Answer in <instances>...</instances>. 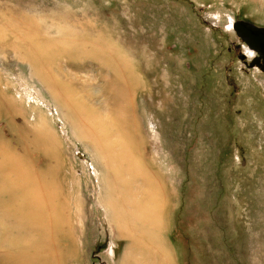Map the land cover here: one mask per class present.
I'll use <instances>...</instances> for the list:
<instances>
[{
  "label": "rangeland",
  "instance_id": "374dc122",
  "mask_svg": "<svg viewBox=\"0 0 264 264\" xmlns=\"http://www.w3.org/2000/svg\"><path fill=\"white\" fill-rule=\"evenodd\" d=\"M237 21L264 0H0V264H264Z\"/></svg>",
  "mask_w": 264,
  "mask_h": 264
},
{
  "label": "water",
  "instance_id": "95a60500",
  "mask_svg": "<svg viewBox=\"0 0 264 264\" xmlns=\"http://www.w3.org/2000/svg\"><path fill=\"white\" fill-rule=\"evenodd\" d=\"M236 36L264 62V28L237 21L232 25Z\"/></svg>",
  "mask_w": 264,
  "mask_h": 264
},
{
  "label": "flooded vegetation",
  "instance_id": "af4514ba",
  "mask_svg": "<svg viewBox=\"0 0 264 264\" xmlns=\"http://www.w3.org/2000/svg\"><path fill=\"white\" fill-rule=\"evenodd\" d=\"M246 49L248 51H250L247 47H246ZM227 51L230 53V55H231L232 51H234V52L237 51V59H239L240 61L243 62L244 67L248 68L249 70L255 69L257 72L264 74V62L262 61L261 58L258 57V55L255 52L250 51V52L254 53L255 56H252L250 58V61L246 62V60L248 59V56L245 55V53H240V49L238 46H236L233 50L230 48H227ZM232 69H233V61L230 62L229 73H228V78H227L228 80L231 79V73L233 75ZM234 86H236V85H234Z\"/></svg>",
  "mask_w": 264,
  "mask_h": 264
},
{
  "label": "bare ground",
  "instance_id": "6f19581e",
  "mask_svg": "<svg viewBox=\"0 0 264 264\" xmlns=\"http://www.w3.org/2000/svg\"><path fill=\"white\" fill-rule=\"evenodd\" d=\"M247 53H248V55H251V54H253L252 52H250V51H247ZM250 57H252V56H250Z\"/></svg>",
  "mask_w": 264,
  "mask_h": 264
}]
</instances>
